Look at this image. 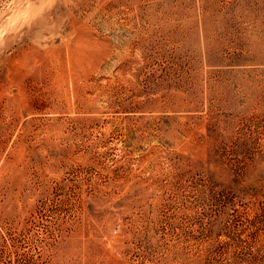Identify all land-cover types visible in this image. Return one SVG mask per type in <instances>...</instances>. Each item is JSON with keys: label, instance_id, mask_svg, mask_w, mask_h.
Instances as JSON below:
<instances>
[{"label": "rangeland", "instance_id": "374dc122", "mask_svg": "<svg viewBox=\"0 0 264 264\" xmlns=\"http://www.w3.org/2000/svg\"><path fill=\"white\" fill-rule=\"evenodd\" d=\"M0 264H264V0H0Z\"/></svg>", "mask_w": 264, "mask_h": 264}]
</instances>
